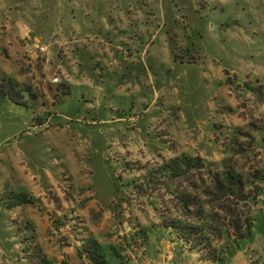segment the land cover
<instances>
[{"label":"rangeland","instance_id":"374dc122","mask_svg":"<svg viewBox=\"0 0 264 264\" xmlns=\"http://www.w3.org/2000/svg\"><path fill=\"white\" fill-rule=\"evenodd\" d=\"M237 150L264 264V0H0V264H214L145 168Z\"/></svg>","mask_w":264,"mask_h":264},{"label":"trees","instance_id":"16d2710c","mask_svg":"<svg viewBox=\"0 0 264 264\" xmlns=\"http://www.w3.org/2000/svg\"><path fill=\"white\" fill-rule=\"evenodd\" d=\"M238 153L224 159L219 170L199 156L186 155L163 158L145 168L143 181L146 192L157 195L160 226L198 253L201 261L222 264L228 250L253 236L252 210L260 193L255 184L261 175L239 171L234 164Z\"/></svg>","mask_w":264,"mask_h":264},{"label":"crops","instance_id":"0c3cea01","mask_svg":"<svg viewBox=\"0 0 264 264\" xmlns=\"http://www.w3.org/2000/svg\"><path fill=\"white\" fill-rule=\"evenodd\" d=\"M235 251H236V250H234V252H235ZM234 252H233V254H234ZM233 257L235 258V262H236V260L239 259L241 256H240V254H239L238 251H237V252H235V255H234ZM195 264H201V263H199V262L197 263V262H196ZM205 264H207V262H205Z\"/></svg>","mask_w":264,"mask_h":264}]
</instances>
